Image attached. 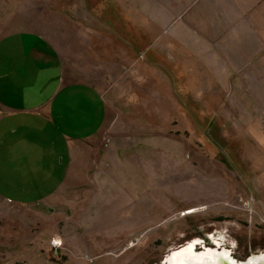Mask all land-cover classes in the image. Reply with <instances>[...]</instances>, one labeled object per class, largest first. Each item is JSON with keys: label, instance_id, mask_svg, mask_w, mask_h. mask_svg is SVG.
I'll list each match as a JSON object with an SVG mask.
<instances>
[{"label": "rangeland", "instance_id": "374dc122", "mask_svg": "<svg viewBox=\"0 0 264 264\" xmlns=\"http://www.w3.org/2000/svg\"><path fill=\"white\" fill-rule=\"evenodd\" d=\"M32 1L35 26L16 34L61 39L59 52L71 40L77 51L85 47L81 23L38 9V1L49 0ZM111 36L125 45L123 36ZM17 45L0 50V264H161L194 239L213 237L235 248L245 243L244 226L264 247V53L258 45L240 48L237 68L223 55L228 67L217 78L223 90L212 93L215 107L201 110L204 121L187 122L193 110L183 115L175 107L181 124L170 126L180 133L173 140L166 133L151 140L145 133L154 126L124 115L140 113L136 106L148 100L130 90L133 71L122 67L117 86L109 88V78L94 88L49 62L46 76L39 75L28 62L34 46ZM23 48L31 55L15 62L11 49ZM139 80L146 88V78ZM29 81L35 82L26 86ZM118 92L126 110L112 101ZM129 134H140L139 151L123 153Z\"/></svg>", "mask_w": 264, "mask_h": 264}, {"label": "crops", "instance_id": "0c3cea01", "mask_svg": "<svg viewBox=\"0 0 264 264\" xmlns=\"http://www.w3.org/2000/svg\"><path fill=\"white\" fill-rule=\"evenodd\" d=\"M41 3L38 1V9L47 7L81 23L86 30L85 47L77 51L71 40L70 49L67 45L68 51L59 52L64 48L61 39L47 41V37L32 39L29 35L22 38L16 30L35 26L31 11L36 2L0 0V50L30 44L34 46V58L27 60L33 62L39 75L46 76L49 62L55 70H65V76L67 71L72 78H86L94 88L108 85L109 78H113L109 88L117 86L125 77L120 69L123 67L122 70L128 72V68L130 74L133 71L134 80L130 90L144 93L148 100H143L140 108L136 106L144 109L140 113H123L133 124H138V119L142 126H154V130L149 129L151 133H145L151 140L162 133H166L169 140H173L174 132L180 135L170 129L181 124L175 122V107L183 115L193 110L195 118L185 119L187 122L206 119L201 110L211 104L215 107L212 93L223 90L219 88L221 82H217L221 71L228 67L223 55L230 61L229 67L237 68L240 48L253 50L258 45L256 50L264 53V0H260V4L259 0H49L44 6ZM168 29L173 30L172 36H163ZM72 33L74 31L69 33L71 39ZM111 34L123 36L125 45L122 47ZM104 36L111 40L107 41ZM11 50L15 62L31 55L23 52L27 51L24 48ZM49 76L50 85L56 84V78ZM142 76L146 78V88L139 84ZM232 86L233 83H229L225 88ZM112 101L126 110V100L119 92ZM139 135L129 134L122 139L130 141L123 146V153L139 151Z\"/></svg>", "mask_w": 264, "mask_h": 264}, {"label": "water", "instance_id": "95a60500", "mask_svg": "<svg viewBox=\"0 0 264 264\" xmlns=\"http://www.w3.org/2000/svg\"><path fill=\"white\" fill-rule=\"evenodd\" d=\"M212 245L214 248H206L204 241L194 239L170 252L162 264H264L262 253L237 261L220 243L212 241Z\"/></svg>", "mask_w": 264, "mask_h": 264}, {"label": "flooded vegetation", "instance_id": "af4514ba", "mask_svg": "<svg viewBox=\"0 0 264 264\" xmlns=\"http://www.w3.org/2000/svg\"><path fill=\"white\" fill-rule=\"evenodd\" d=\"M245 227V229L247 228L246 226H244ZM243 227V228H244ZM245 229H244V231H243V234H242V236L244 237V241H245V243H239L235 248H227V247H224L222 244H221V242H220V240L219 239H215V238H213V237H208L207 239H202V241H204L205 242V244H207L208 242L210 243V244H208V245H210V247L211 248H214L213 247V245H212V241H215V242H218V243H220L226 250H229L230 252H231V254H232V257L234 258V259H236L237 261H245L247 258H249L250 256H252V255H255V254H259V253H262V254H264V247L262 248V246L261 245H258V244H261V236L260 235H258V234H254L253 232L250 234V236H249V238H248V236H246L245 234H244V232H245ZM212 236V235H211ZM245 238H247V239H245ZM198 240H200V239H198ZM207 242V243H206ZM184 244H186V243H184ZM183 244V245H184ZM183 245H180V246H178L176 249H178V248H180V247H182ZM261 246V247H260ZM263 246H264V244H263ZM262 248V249H261ZM175 249V250H176ZM145 262V261H144ZM143 262V263H144ZM146 264V263H145ZM148 264H149V262H148ZM162 264V263H161Z\"/></svg>", "mask_w": 264, "mask_h": 264}]
</instances>
